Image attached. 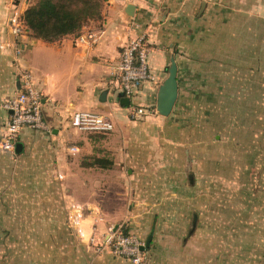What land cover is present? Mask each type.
Listing matches in <instances>:
<instances>
[{"label": "crops", "instance_id": "0c3cea01", "mask_svg": "<svg viewBox=\"0 0 264 264\" xmlns=\"http://www.w3.org/2000/svg\"><path fill=\"white\" fill-rule=\"evenodd\" d=\"M29 3L0 0V137L9 117L2 104L24 70L40 92L46 129L22 128L20 152L0 147V264H135L103 246V235L112 228L144 244L152 226L142 264H254L241 251L256 240L229 239L228 221L213 218L224 198L215 190L233 177L224 170L242 163L245 148L218 128L224 118L212 108L219 90L260 68V38L249 24L264 22V0H102L100 16L79 30L99 38L79 46L74 34L13 35L9 18ZM141 35L154 78L129 99L109 84L110 68ZM229 56L239 60L230 65ZM171 57L178 95L161 116L157 90ZM134 106L149 112L134 118ZM75 111L106 114L114 127L78 130Z\"/></svg>", "mask_w": 264, "mask_h": 264}, {"label": "rangeland", "instance_id": "374dc122", "mask_svg": "<svg viewBox=\"0 0 264 264\" xmlns=\"http://www.w3.org/2000/svg\"><path fill=\"white\" fill-rule=\"evenodd\" d=\"M252 25L260 38L257 45L260 68L253 75H243V85L227 86L219 90L222 95L217 97V103L212 108L214 116L224 118L220 120L224 125L218 128L227 126L232 133L230 135L244 141L245 148L244 152L237 155V160L242 163L238 167L227 168L228 171L224 170L228 177H233L225 186L222 183L221 188L215 190L218 196L224 198L217 200L214 205L216 209L213 218L218 222L224 218L228 221L229 239L256 240L258 246L244 250L241 248V252L245 258L254 254V264H264V22L249 24V27ZM230 58V65L239 60ZM246 61L250 62L249 59ZM232 72L235 74V71ZM104 159L101 163L106 165L108 159ZM89 162L95 161L91 159ZM243 263L249 264L248 260Z\"/></svg>", "mask_w": 264, "mask_h": 264}, {"label": "built area", "instance_id": "2783aa9c", "mask_svg": "<svg viewBox=\"0 0 264 264\" xmlns=\"http://www.w3.org/2000/svg\"><path fill=\"white\" fill-rule=\"evenodd\" d=\"M10 31L15 36H24L28 33L21 15L14 13L9 18ZM94 31H78L74 34L75 46L81 44H94L98 40ZM148 49L143 35L132 39L121 47L117 61L111 66V87L117 88L126 97L131 99L140 82L149 81L154 76L149 71ZM2 107L8 112L9 117L4 133L0 137V147L12 150L17 142L20 130L24 127L32 129H46L42 118V101L39 90L34 86L32 74L29 71L21 72V86L19 91L6 98ZM149 111L143 106H134V118L145 116ZM72 126L78 130L97 132L112 130L114 123L109 116L102 113L89 111H75L70 116ZM74 149V148H71ZM101 244L110 246L116 255L129 257L135 264H142L143 242L135 234H124L108 228L103 235Z\"/></svg>", "mask_w": 264, "mask_h": 264}, {"label": "trees", "instance_id": "16d2710c", "mask_svg": "<svg viewBox=\"0 0 264 264\" xmlns=\"http://www.w3.org/2000/svg\"><path fill=\"white\" fill-rule=\"evenodd\" d=\"M101 6L102 0H30L21 19L32 36L54 41L75 34L85 22L99 17Z\"/></svg>", "mask_w": 264, "mask_h": 264}, {"label": "water", "instance_id": "95a60500", "mask_svg": "<svg viewBox=\"0 0 264 264\" xmlns=\"http://www.w3.org/2000/svg\"><path fill=\"white\" fill-rule=\"evenodd\" d=\"M177 63L174 57H171L170 64L167 70V76L160 84L157 90L156 112L161 116H168L176 102L178 95V80H177ZM121 103L128 105L129 99L122 98ZM22 149L21 142H16L15 151L20 152ZM154 226L149 231L141 250L147 249L151 243Z\"/></svg>", "mask_w": 264, "mask_h": 264}]
</instances>
